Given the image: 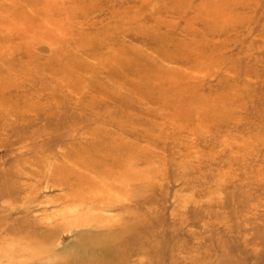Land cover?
Instances as JSON below:
<instances>
[{
    "label": "rangeland",
    "instance_id": "obj_1",
    "mask_svg": "<svg viewBox=\"0 0 264 264\" xmlns=\"http://www.w3.org/2000/svg\"><path fill=\"white\" fill-rule=\"evenodd\" d=\"M0 264H264V0H0Z\"/></svg>",
    "mask_w": 264,
    "mask_h": 264
}]
</instances>
